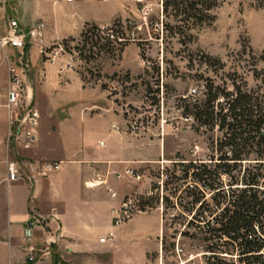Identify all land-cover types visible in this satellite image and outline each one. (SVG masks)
<instances>
[{"label":"rangeland","instance_id":"1","mask_svg":"<svg viewBox=\"0 0 264 264\" xmlns=\"http://www.w3.org/2000/svg\"><path fill=\"white\" fill-rule=\"evenodd\" d=\"M15 1L1 0L6 15L0 13V35L5 34L11 15L28 18L32 14L31 9L19 7ZM97 1L105 2L106 9H110L107 12L113 15L111 23L100 28H109L116 20L124 25L134 23L136 28L130 32L132 40L120 55L86 64L75 51L69 54L63 49L62 40L75 36L74 31L62 22L51 25L53 39L60 40L49 45L42 43L41 48L40 44H33L30 48L29 66L24 67L25 76L21 75L24 98L20 110L30 103L40 114L41 128L53 133L57 121L66 117L67 112L81 111L92 102L118 115L130 143L138 146V153L142 154L137 164L142 172L135 184L136 192L132 189L131 194L122 199V202L131 201L139 211L123 222L137 215L148 217L153 233L141 231L134 235L133 241L118 240L117 264H206L207 242L202 240L204 229L200 221L211 216L209 211L199 213L197 207L189 204L191 197L187 196L185 188L194 184L190 178L182 179L179 167L173 163L177 158L184 163H209L211 157L217 159L212 144H216L221 133L216 129L198 130L191 117L182 116L184 102L180 97L190 95L189 102L203 99L207 80L232 91L230 79H235L264 104V0H221L211 11L213 22L193 29L191 40L185 43L164 29L165 23L174 26L179 22L171 15L165 16L163 0ZM60 16L67 17L64 13ZM79 36L74 37L75 42L69 43V47L77 45ZM208 57L219 59L224 66L219 68ZM8 62L20 68L18 49L0 50V95L8 86ZM41 66L46 74L39 71ZM60 67L73 71L83 90L79 86L64 89L72 86L73 81L65 70L59 71ZM99 122L106 120L102 118ZM30 151L18 147L13 157L24 167L25 161L31 160ZM258 161L264 168V158L251 152L243 156L237 170L259 167ZM233 162L230 161L231 165ZM234 175L233 179L239 176ZM222 181L224 192H230L231 179L223 176ZM206 199L214 208L209 193ZM187 220L193 222L187 226Z\"/></svg>","mask_w":264,"mask_h":264},{"label":"crops","instance_id":"2","mask_svg":"<svg viewBox=\"0 0 264 264\" xmlns=\"http://www.w3.org/2000/svg\"><path fill=\"white\" fill-rule=\"evenodd\" d=\"M15 4L32 10L28 18L11 15V18L19 21L21 28L26 29L35 20L43 21V45L60 40L58 37L53 39L50 30L55 23H65L77 36L86 22L104 27L113 19V15L107 12L110 9H106L105 2L97 0H75L70 3L62 0H16ZM12 8L17 14L16 8ZM0 13L6 15L1 0ZM62 13L67 17H61ZM32 45L27 47L24 59L27 67ZM22 63L16 69L23 75ZM7 65L14 67L9 62ZM42 67L39 71L46 74ZM64 70L73 81L72 86L64 89L72 90L79 86L83 90L79 77L71 70L59 68L60 72ZM8 118L9 111L1 107L0 264H24L20 250L22 228L33 215L41 219V227L36 230L37 241H53L48 253L33 264H117L115 254L118 240L133 241L134 235L141 231L153 233L148 217L142 215L119 225L114 224L123 197L131 194L132 189V192H136L138 187L135 185L138 184L137 180L124 174L125 169L134 168L140 174L142 172V168L137 167L142 154L138 153V146L130 143L118 115L92 102L81 111L67 112L66 117L57 121L55 133L49 132L48 128L43 130L38 123L36 139L29 148L31 160H26L23 167L25 176L14 183L6 180ZM102 118L106 120L105 123L99 122ZM37 161L54 162L58 167L39 176L34 167ZM117 173L121 177L117 178Z\"/></svg>","mask_w":264,"mask_h":264},{"label":"trees","instance_id":"3","mask_svg":"<svg viewBox=\"0 0 264 264\" xmlns=\"http://www.w3.org/2000/svg\"><path fill=\"white\" fill-rule=\"evenodd\" d=\"M220 1L163 0L165 16L171 15L179 22L174 26L165 23L164 29L178 36L182 43L188 42L193 29L213 22L211 11L218 7ZM135 28L136 24L127 22L124 25L119 20L104 29L86 22L77 45L69 47V43L75 42L74 37L64 38L63 49L69 54L75 51L86 64L114 57L120 55L132 40L130 32ZM208 58L219 68L224 66L219 59ZM155 70L159 72L158 68ZM80 77L85 80L82 74ZM230 80L232 91L207 80L203 99L189 102L192 99L190 95L180 97L184 102L182 116L191 117L198 130L216 129L221 133L216 144H212L215 157L218 154L217 159L211 157L209 163L173 164L179 167L182 179L190 178L194 184L185 188L187 196L191 197L189 204L197 207L199 213L209 211L211 216L200 221L204 229L201 231L202 240L207 242L206 264H264V191L257 181L261 174L244 171L241 179L246 187L230 192H224L222 181L223 176H230L232 183L238 182V179H233L232 172L238 168L237 164H241L243 156L255 152L264 158V104L257 96L245 91L235 79ZM147 91L151 93L148 85ZM230 161H234L232 165ZM208 193L214 208L207 203ZM165 200L169 201L167 197ZM192 222L187 220V226ZM233 253H236L235 257Z\"/></svg>","mask_w":264,"mask_h":264},{"label":"built area","instance_id":"4","mask_svg":"<svg viewBox=\"0 0 264 264\" xmlns=\"http://www.w3.org/2000/svg\"><path fill=\"white\" fill-rule=\"evenodd\" d=\"M62 1L72 2L73 0ZM44 29L45 25L42 20H35L29 27L23 29L20 27L17 19L9 18L6 24L5 34L0 35V50H5L7 47L18 49L20 51L23 67H27L26 62H24L27 47L31 44H40L39 47L41 48L44 37ZM21 75V71L9 66L8 86L6 92L0 95V106H4L9 111L8 129L5 139V147L9 152L6 158V180L9 183L17 182L25 176L23 167L15 159V157H13V155L16 148L22 147L24 149H28L34 143L36 139V127L40 118L37 108L32 107L30 103L20 110L24 98ZM193 92H195V90H193ZM174 162L182 161L177 158ZM261 164L263 163H259L258 161L259 167H243L242 169H239L241 170L240 172L237 170L238 168L234 170L232 172V176H235L234 173L237 175L239 174V176L235 179L236 181L238 179V182L232 183L231 181L230 187L233 188L232 190L246 187V185L242 182L241 177L243 176L244 171L247 170L248 172L251 171L252 173L261 174L257 181L259 188L264 191V168L261 167ZM34 167L37 175L44 176L55 170L58 167V164L49 161H37L34 163ZM124 174L137 181L141 178V174L134 168H126ZM116 177L119 178L121 176L117 173ZM228 177L232 180L230 176ZM111 195L115 196V193L111 192ZM135 211H139L136 205L132 204L131 201H123L114 217V224L119 225L123 223V221L129 218ZM39 227H41V219L33 215L28 218L22 228V243L20 250L23 254L24 264H32L38 261L42 255L48 253V249L53 243L51 240H44L43 242L37 241L36 230Z\"/></svg>","mask_w":264,"mask_h":264}]
</instances>
